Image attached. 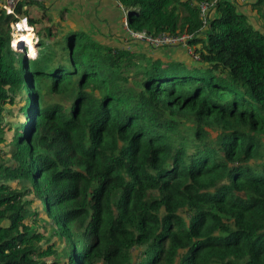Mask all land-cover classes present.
Returning <instances> with one entry per match:
<instances>
[{
  "label": "trees",
  "instance_id": "16d2710c",
  "mask_svg": "<svg viewBox=\"0 0 264 264\" xmlns=\"http://www.w3.org/2000/svg\"><path fill=\"white\" fill-rule=\"evenodd\" d=\"M201 1L117 0L197 60L59 31L32 1L39 50L14 55L0 8V264H264V0L205 24Z\"/></svg>",
  "mask_w": 264,
  "mask_h": 264
},
{
  "label": "crops",
  "instance_id": "0c3cea01",
  "mask_svg": "<svg viewBox=\"0 0 264 264\" xmlns=\"http://www.w3.org/2000/svg\"><path fill=\"white\" fill-rule=\"evenodd\" d=\"M41 4L31 6L30 13L41 17L46 25L60 26L59 31L85 32L110 47L122 48L126 40V11L117 0H47ZM132 49L170 59H180L185 52L182 48L148 50L140 43Z\"/></svg>",
  "mask_w": 264,
  "mask_h": 264
},
{
  "label": "built area",
  "instance_id": "2783aa9c",
  "mask_svg": "<svg viewBox=\"0 0 264 264\" xmlns=\"http://www.w3.org/2000/svg\"><path fill=\"white\" fill-rule=\"evenodd\" d=\"M21 1H32L41 4V3H45L47 0H0V8L4 9L6 14L12 15L14 18L13 21L10 23L11 39L9 43V49L14 55H15V50L17 49V45L13 44V39L15 37H18L17 35L19 34V32L27 31V28H21L19 24L21 22L28 24V20L25 16H18L16 13V7ZM240 1L244 2L245 0H240ZM215 2L216 0H212V1L203 0L198 4L199 17L201 18L204 24L206 23L207 17H209L210 10L214 6ZM28 28H30L32 32L33 46L34 44L37 45L38 37L35 33L34 27L28 24ZM124 28L126 30V40L122 46L123 50L126 51L128 50L133 52L132 46L134 44L140 43L148 50L181 46L183 48H186L188 53L192 55L191 48L188 45V40L193 36V34L191 33L185 32L180 34H170V33L160 32L156 35H153L145 31L131 30L127 24V20L124 21ZM35 52L37 54V50H35ZM27 56L34 57V56H29L28 54ZM192 56L193 59L195 60L198 59L196 55L193 54Z\"/></svg>",
  "mask_w": 264,
  "mask_h": 264
},
{
  "label": "bare ground",
  "instance_id": "6f19581e",
  "mask_svg": "<svg viewBox=\"0 0 264 264\" xmlns=\"http://www.w3.org/2000/svg\"><path fill=\"white\" fill-rule=\"evenodd\" d=\"M20 27L21 28H27V31L25 32H19V34L17 35L18 37H15L13 39V44L14 45H17V49H20V47H22L24 44H27V45H33V41H32V32H31V29L28 28V24L24 23V22H21L20 24ZM25 48H23L22 50H24ZM31 46L29 47V51H31L30 53L32 55L33 54V50H31ZM30 56V55H29Z\"/></svg>",
  "mask_w": 264,
  "mask_h": 264
},
{
  "label": "rangeland",
  "instance_id": "374dc122",
  "mask_svg": "<svg viewBox=\"0 0 264 264\" xmlns=\"http://www.w3.org/2000/svg\"><path fill=\"white\" fill-rule=\"evenodd\" d=\"M31 46V50H33V54H36V52H35V50H39V48H38V46L36 45V44H34V46L33 45H27V44H24L22 47H20V49H18V50H21L23 53L25 52L26 53V57H27V54L28 55H30V56H34V55H32L30 52L31 51H29V47ZM23 48H25V50L23 51L22 49ZM186 54H188L187 53V51L186 52H184V54L181 56V58L180 59H184V58H186ZM6 150H7V148H5Z\"/></svg>",
  "mask_w": 264,
  "mask_h": 264
}]
</instances>
